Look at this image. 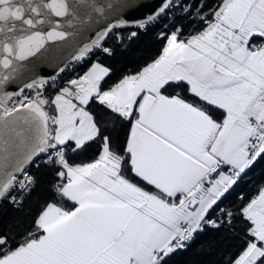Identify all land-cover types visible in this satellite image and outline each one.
Segmentation results:
<instances>
[{
    "label": "crops",
    "instance_id": "crops-1",
    "mask_svg": "<svg viewBox=\"0 0 264 264\" xmlns=\"http://www.w3.org/2000/svg\"><path fill=\"white\" fill-rule=\"evenodd\" d=\"M225 1L200 32L175 30L157 59L110 89L99 88L109 71L96 61L79 75L83 81L94 76L83 100L75 75L63 93L73 106L58 110L56 95L52 98L54 143L77 146L99 131L86 107L91 97L125 115L141 98L128 151L134 173L158 193L120 175V159L103 147L92 162L65 165L55 181L64 198L50 203L37 220L43 234L24 244L0 239V264H155L154 251L167 249L179 222L206 218L237 181L232 173L250 167L264 150V139L255 155L243 148L252 134L249 117L264 122V42L257 48L249 43L253 35L264 37V0H245L240 9ZM179 80L224 109L223 122L161 93L165 84ZM220 163L227 168L213 176ZM191 200L194 208L188 206ZM248 207L259 231L252 230L255 239L234 264H254L264 254V188Z\"/></svg>",
    "mask_w": 264,
    "mask_h": 264
},
{
    "label": "trees",
    "instance_id": "trees-1",
    "mask_svg": "<svg viewBox=\"0 0 264 264\" xmlns=\"http://www.w3.org/2000/svg\"><path fill=\"white\" fill-rule=\"evenodd\" d=\"M222 2L223 0H195L187 14L176 16L167 27L158 21L144 26L124 27V30H133V35L123 38L121 42L109 38L105 45L112 52L103 54L97 60L109 70L100 89H110L125 76L138 73L157 59L175 30L181 29L183 34L200 32L212 20L215 10ZM263 42L262 35H253L249 41L253 48L259 47ZM93 62L96 61L91 60L78 67L72 76H79ZM161 93L186 102L218 123H222L226 115L224 109L195 94L185 80L165 84ZM55 95L50 94L46 100V107L51 110ZM140 101L141 98L131 115H125L97 96L91 97L86 107L93 115L98 134L80 146L72 141L61 145L64 147L65 163L77 165L92 162L100 157L104 144L107 143L111 153L120 159V175L149 192L158 193L153 185L134 173L128 151L131 129ZM218 168L213 176L227 167L220 163ZM63 169L62 165L46 155L33 160L30 172L35 176L36 184L25 200L19 205H14L9 198L0 202V239H11L17 244H24L43 234L37 220L50 203L60 202L64 198L60 189L55 187V181ZM263 188L264 150L209 209L206 218L213 221L212 225L197 230L184 246L155 264H234L255 239L252 233L254 222L245 214V208ZM254 264H264V254Z\"/></svg>",
    "mask_w": 264,
    "mask_h": 264
},
{
    "label": "water",
    "instance_id": "water-1",
    "mask_svg": "<svg viewBox=\"0 0 264 264\" xmlns=\"http://www.w3.org/2000/svg\"><path fill=\"white\" fill-rule=\"evenodd\" d=\"M170 1L0 0V101L61 72L114 24L146 22ZM46 143V115L34 100L6 115L0 104V193Z\"/></svg>",
    "mask_w": 264,
    "mask_h": 264
},
{
    "label": "built area",
    "instance_id": "built-area-1",
    "mask_svg": "<svg viewBox=\"0 0 264 264\" xmlns=\"http://www.w3.org/2000/svg\"><path fill=\"white\" fill-rule=\"evenodd\" d=\"M195 0H171L167 5L156 14L152 19L134 24H114L108 29L106 35L100 41L96 42L83 55L69 61L62 67V71L50 77L49 80L35 81L30 87H25L18 90L4 104L0 101L3 107V114L6 115L15 108L25 106L31 101H35L44 111L47 120V143L39 156L46 155L48 158L55 160L59 165H66L64 161V147L54 143V122L55 114L52 110L46 107V100L50 94L66 93V87L72 80L73 72L80 66L87 64L91 60H99L103 54L111 53L112 49L105 45V42L114 39L121 42L123 38L133 35V30L123 29L127 26H144L149 22L158 21L165 27L171 23L176 16L187 14L193 6ZM260 101L264 104V93L260 95ZM248 124L252 129V134L243 144V148L251 155H255L259 149L261 142L264 139V122L254 116H250ZM38 156V157H39ZM33 161L28 162L20 172L13 175V179L9 186L0 193V202L9 198L14 205L21 204L36 184L35 176L30 172V165ZM236 177L240 175L236 172L232 173ZM213 221L203 218L202 220L182 219L178 224L176 237L168 244L167 249L155 250L154 255L156 261L165 257L171 256L173 251L184 246L194 235V233L206 225H212Z\"/></svg>",
    "mask_w": 264,
    "mask_h": 264
},
{
    "label": "rangeland",
    "instance_id": "rangeland-1",
    "mask_svg": "<svg viewBox=\"0 0 264 264\" xmlns=\"http://www.w3.org/2000/svg\"><path fill=\"white\" fill-rule=\"evenodd\" d=\"M245 0H226L225 1V5H227V6H229V7H235V8H244V6L243 5H240V4H246L245 2H244ZM255 18V17H254ZM254 18L252 17V19L254 20ZM261 23H262V26L264 27V17L262 18V20H261ZM98 64L100 65L101 64V66H100V68H104V67H106L105 65H103L102 63H99L98 62ZM107 68V67H106ZM107 70H108V68H107ZM109 71V70H108ZM91 73H89L85 78H84V80L85 81H83L82 80V78L79 80V76H75V78H74V83H78V84H80L81 83V85H78V86H76L77 87V89H76V94H77V92H78V94H79V97H80V99L81 100H83L84 99V95L86 94V91H88L91 87H92V85H93V81H94V76H92V75H90ZM104 79V78H103ZM102 79V80H103ZM71 82V81H70ZM68 87V86H67ZM99 88H100V85H99ZM69 88H67V90H66V92L67 91H69L68 90ZM113 95L115 94V93H112ZM105 99L106 98H108V96L106 97H104ZM80 100V101H81ZM109 100V99H108ZM117 101V100H116ZM74 103V100H73V98L70 96V95H64L63 93H60V92H58V93H56V96H55V100H54V103H55V105H56V107L58 108V110H66V109H69V107H72L73 106V104L71 105V103ZM117 103V102H116ZM120 104H117V106H119ZM120 107V106H119ZM69 111H71V110H68V112ZM90 112V111H89ZM55 129V128H54ZM56 141H58V140H56ZM104 148L107 150L108 149V146H107V144H105L104 145ZM63 167H65V165L63 166ZM245 214L247 215V217H249V218H251L253 221H254V226H253V232L254 233H258V228H257V223H258V220H257V218L255 217V216H253L252 214H251V212L249 211V207L247 206L246 208H245ZM200 221V220H199Z\"/></svg>",
    "mask_w": 264,
    "mask_h": 264
},
{
    "label": "bare ground",
    "instance_id": "bare-ground-1",
    "mask_svg": "<svg viewBox=\"0 0 264 264\" xmlns=\"http://www.w3.org/2000/svg\"><path fill=\"white\" fill-rule=\"evenodd\" d=\"M95 61H97V60H95Z\"/></svg>",
    "mask_w": 264,
    "mask_h": 264
}]
</instances>
